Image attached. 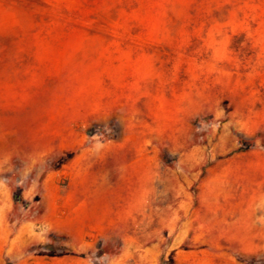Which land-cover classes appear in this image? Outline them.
<instances>
[{
	"label": "rangeland",
	"instance_id": "374dc122",
	"mask_svg": "<svg viewBox=\"0 0 264 264\" xmlns=\"http://www.w3.org/2000/svg\"><path fill=\"white\" fill-rule=\"evenodd\" d=\"M0 264H264V0H0Z\"/></svg>",
	"mask_w": 264,
	"mask_h": 264
},
{
	"label": "crops",
	"instance_id": "0c3cea01",
	"mask_svg": "<svg viewBox=\"0 0 264 264\" xmlns=\"http://www.w3.org/2000/svg\"><path fill=\"white\" fill-rule=\"evenodd\" d=\"M14 207L12 193L6 182L0 181V220L8 216Z\"/></svg>",
	"mask_w": 264,
	"mask_h": 264
},
{
	"label": "trees",
	"instance_id": "16d2710c",
	"mask_svg": "<svg viewBox=\"0 0 264 264\" xmlns=\"http://www.w3.org/2000/svg\"><path fill=\"white\" fill-rule=\"evenodd\" d=\"M17 203V197L16 198H14V204H16Z\"/></svg>",
	"mask_w": 264,
	"mask_h": 264
}]
</instances>
